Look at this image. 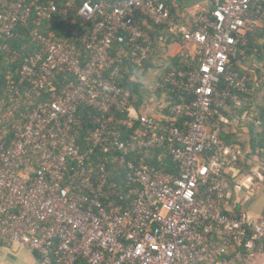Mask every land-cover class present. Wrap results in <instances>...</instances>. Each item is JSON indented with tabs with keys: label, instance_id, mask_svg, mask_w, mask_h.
Returning <instances> with one entry per match:
<instances>
[{
	"label": "built area",
	"instance_id": "1",
	"mask_svg": "<svg viewBox=\"0 0 264 264\" xmlns=\"http://www.w3.org/2000/svg\"><path fill=\"white\" fill-rule=\"evenodd\" d=\"M263 13L264 0H195L179 24L167 0H0V52L22 29L36 46L0 97V247L21 246L41 264H236L264 252V213L223 208L231 190L264 179V144L248 155L219 136L240 120L223 110L259 81L232 57L245 56L246 33ZM139 17L181 37L187 69L163 82L191 99L171 106L168 123L137 112L117 83L125 58L140 68L152 53ZM55 20L71 38L40 31ZM81 105L98 113L87 150L77 137ZM254 118L243 113L263 124ZM99 148L119 153L131 186L125 203L107 164L94 161ZM141 151L170 154L179 173Z\"/></svg>",
	"mask_w": 264,
	"mask_h": 264
},
{
	"label": "trees",
	"instance_id": "2",
	"mask_svg": "<svg viewBox=\"0 0 264 264\" xmlns=\"http://www.w3.org/2000/svg\"><path fill=\"white\" fill-rule=\"evenodd\" d=\"M189 0H167V8L170 14L175 18V21L178 23H184L186 17L184 16L185 12L188 9ZM264 16V13L263 15ZM139 23L142 25L144 30L152 38V53L150 58L145 62L143 67H137L133 65L128 59H124V63L121 65L119 73L116 75L117 83L120 87L128 90L130 92L129 104L139 108L140 104L143 102L142 96V84L134 80V77L139 76L141 73H146L148 69L153 68L152 61L154 60V47L157 44H161V37L167 36L168 42L170 43L173 39H179L178 35L172 34L168 28L164 26H159L153 24L151 21L144 17H139ZM40 31L44 34L54 37L67 40L71 38L68 30L66 29V24L61 20L52 21L50 23H44L39 27ZM254 29L248 30L246 33L247 44L242 46L241 51L245 53V56H242L240 52L236 56L232 57L234 63V68L240 74L249 73L258 75L259 81L252 82L250 84L251 93L247 96H241L240 102H230V109L223 110L225 116L231 117L232 114L242 117L245 111L249 113H256L255 120L257 118L262 119L263 124L261 126L256 125L255 121L242 120V128H238L237 131L228 132L220 131L219 136L222 141L227 144H237L242 150L248 155L255 153L260 149L264 144V83L260 82L261 78H264V58L263 59H251L252 54H258L255 51L252 45V33ZM181 38V37H180ZM36 50L35 43L33 41L30 32L26 29H22L20 37L10 42V53L0 52V97L4 91L5 87V78L8 73L12 72L15 74L21 66L24 64L26 59L33 54ZM156 58V57H155ZM254 61V68L246 67L245 65L248 62ZM258 64L259 66H256ZM261 64V65H260ZM263 66V67H262ZM187 65L183 58L176 56L170 58L166 70L162 76H159L160 81L166 78L173 71L186 70ZM158 79V78H157ZM64 80V76H60L57 79L56 86L60 85ZM165 90L168 91L169 95V106L166 108V111L171 114V106L177 103L189 101L191 99L182 89L170 86L166 84ZM262 101V102H261ZM98 116L97 111L94 108L88 107L86 105H81L78 112V119L81 121L83 129L77 130L78 143L81 146L82 150H87L90 147L88 141L89 134L96 127V118ZM164 122H169L168 120H163ZM180 121H177L176 124L179 125ZM247 128L248 140H241L243 135V128ZM233 129V126L230 127ZM237 128V127H235ZM124 136H127L128 130L126 128H121ZM110 151L105 152L104 148H99L96 150V156L94 161L97 163H106L107 170L109 173L110 180L116 183V188L121 192V197L118 199L119 202L125 203L126 194L128 189L131 187L126 182V173L118 167L116 157L119 153L110 148ZM161 152L157 154H152L148 151L139 152L140 156H145L148 162L161 166L168 173H179V168L176 163L173 162L170 154L166 153L165 155H160Z\"/></svg>",
	"mask_w": 264,
	"mask_h": 264
},
{
	"label": "crops",
	"instance_id": "3",
	"mask_svg": "<svg viewBox=\"0 0 264 264\" xmlns=\"http://www.w3.org/2000/svg\"><path fill=\"white\" fill-rule=\"evenodd\" d=\"M195 0L188 1V7L193 4ZM203 2H209L211 0H199ZM182 24V23H179ZM173 34V33H172ZM176 35V34H174ZM179 39H173L170 43L168 42V38L161 37V47L163 48V56L161 55V60L164 61L165 67L168 65V61L172 57L180 56L181 53V44H180V35ZM252 45L258 54H252L250 56L251 59H263L264 58V16L261 17L258 24L255 27V30L252 33ZM165 38V39H164ZM190 51L194 52L195 48L193 44L189 46ZM164 58V59H163ZM184 61L186 60L183 58ZM261 65V64H260ZM259 66V65H256ZM263 67V66H262ZM246 68V66H245ZM140 76V75H139ZM158 88L156 93L157 95L147 99L144 92V87L142 86V96L143 102L140 104L139 108L133 106L137 112L145 115H153L158 116L162 120H170L171 114L166 111V108L169 106V93L165 90L164 86L158 84ZM149 93V92H148ZM236 116V115H232ZM231 116V117H232ZM229 117V116H228ZM240 118V117H239ZM233 129H231V125L227 126L228 132L237 131L238 128H242L240 124V120L237 124H232ZM224 125H221V131H225ZM237 127V128H235ZM246 131V127H244ZM247 133V132H246ZM244 134L243 132L241 133ZM246 153V152H245ZM248 154V153H246ZM224 210L236 217L240 216H250V217H261L264 213V179L257 181L252 185H246L244 189L240 192H235L231 190L226 198L223 201ZM244 249H232L231 254L237 251H242ZM0 264H41L39 257L22 248L21 246H14L12 248L0 247ZM236 264H264V252H255L249 254L242 260H237Z\"/></svg>",
	"mask_w": 264,
	"mask_h": 264
},
{
	"label": "rangeland",
	"instance_id": "4",
	"mask_svg": "<svg viewBox=\"0 0 264 264\" xmlns=\"http://www.w3.org/2000/svg\"><path fill=\"white\" fill-rule=\"evenodd\" d=\"M166 37L167 36H165V38ZM156 53H158L157 54L158 56H155L156 58L154 57V60L152 61V64H153L154 67L151 68V69H148V71L146 73H142V74L140 73L139 74L140 76L134 77L135 81H138V82H140L142 84V86L144 87V89H143L144 92L147 91V93H145V96L147 97V99H150V98H152V97L157 95L155 90H157L156 88H158V86H159L158 84L163 85L164 88L166 86L164 84V82H163L164 77H163V79L161 81L159 79V76H162V74H164V72L166 70V67H165L166 63H164V61H162L161 57H160L163 54V48L161 47V44L160 45L157 44V46L154 47V54H156ZM253 64H254V61L252 60L251 62H248L245 66L249 68V67L253 66ZM255 65H258V64H255ZM252 68H254V66ZM149 94L152 95L150 98H149V96H150ZM262 96H263L262 97L263 98L262 101H264V93H263ZM229 109H230V105H229L228 110ZM249 114H254L256 116L255 112L254 113H249ZM242 120H247V119H243V115H242V117H240V124H241ZM231 126H233V125H231ZM224 128H225L224 130L226 131L227 127H224ZM242 132L244 134H243V137H242L241 140H244V141L248 140V134L246 133L247 132V128H246V131H245V129H243Z\"/></svg>",
	"mask_w": 264,
	"mask_h": 264
}]
</instances>
